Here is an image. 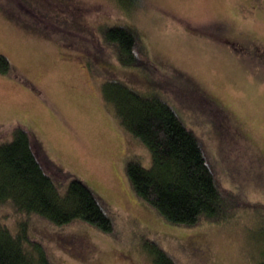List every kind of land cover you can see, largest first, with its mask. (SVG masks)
<instances>
[{
	"label": "rangeland",
	"instance_id": "1",
	"mask_svg": "<svg viewBox=\"0 0 264 264\" xmlns=\"http://www.w3.org/2000/svg\"><path fill=\"white\" fill-rule=\"evenodd\" d=\"M121 25L138 37L130 67L104 39ZM0 55L9 62L0 72V142L24 127L53 182L82 180L112 220L109 231L79 219L55 225L3 203L0 227L23 223L52 264H153L149 244L176 264L257 262L264 0H0ZM112 79L157 93L193 130L219 188L239 203L229 218L172 225L134 193L126 163L149 167L151 156L104 100L102 83Z\"/></svg>",
	"mask_w": 264,
	"mask_h": 264
},
{
	"label": "trees",
	"instance_id": "2",
	"mask_svg": "<svg viewBox=\"0 0 264 264\" xmlns=\"http://www.w3.org/2000/svg\"><path fill=\"white\" fill-rule=\"evenodd\" d=\"M104 39L115 47L123 66H133L138 37L132 28H108ZM8 68V60L0 55V72ZM101 93L122 127L150 152L149 167L136 160L126 163L129 183L139 198L172 225L193 226L201 219L219 222L231 216L239 203L219 188L197 136L161 96L116 79L104 81ZM11 133L10 140L0 142V204L10 203L18 213L55 225L79 219L103 231L111 229L106 208L82 180L72 178L65 188L58 187L45 171L29 131L16 125ZM24 228L23 223L16 232L0 227V264H52L43 245ZM261 230L264 235V219ZM148 248L153 264H176L163 249ZM255 264H264V247Z\"/></svg>",
	"mask_w": 264,
	"mask_h": 264
}]
</instances>
